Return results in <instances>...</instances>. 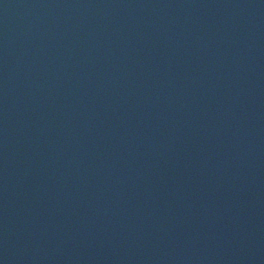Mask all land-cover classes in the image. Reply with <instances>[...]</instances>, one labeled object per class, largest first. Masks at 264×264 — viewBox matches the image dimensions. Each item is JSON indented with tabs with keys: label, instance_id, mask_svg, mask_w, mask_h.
<instances>
[{
	"label": "water",
	"instance_id": "95a60500",
	"mask_svg": "<svg viewBox=\"0 0 264 264\" xmlns=\"http://www.w3.org/2000/svg\"><path fill=\"white\" fill-rule=\"evenodd\" d=\"M0 264H264V0H0Z\"/></svg>",
	"mask_w": 264,
	"mask_h": 264
}]
</instances>
